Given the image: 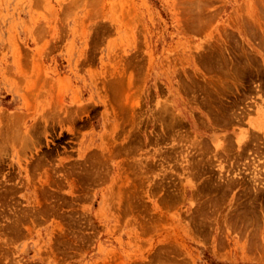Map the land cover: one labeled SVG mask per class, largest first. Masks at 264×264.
<instances>
[{"label": "rangeland", "instance_id": "obj_1", "mask_svg": "<svg viewBox=\"0 0 264 264\" xmlns=\"http://www.w3.org/2000/svg\"><path fill=\"white\" fill-rule=\"evenodd\" d=\"M0 264H264V0H0Z\"/></svg>", "mask_w": 264, "mask_h": 264}]
</instances>
